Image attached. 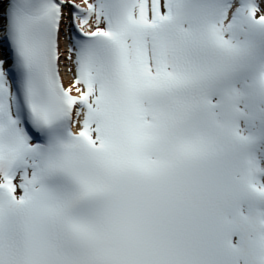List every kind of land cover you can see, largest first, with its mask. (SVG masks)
Returning a JSON list of instances; mask_svg holds the SVG:
<instances>
[{"label": "snow or ice", "instance_id": "6c2138e0", "mask_svg": "<svg viewBox=\"0 0 264 264\" xmlns=\"http://www.w3.org/2000/svg\"><path fill=\"white\" fill-rule=\"evenodd\" d=\"M0 264H264V0H0Z\"/></svg>", "mask_w": 264, "mask_h": 264}, {"label": "bare ground", "instance_id": "6f19581e", "mask_svg": "<svg viewBox=\"0 0 264 264\" xmlns=\"http://www.w3.org/2000/svg\"><path fill=\"white\" fill-rule=\"evenodd\" d=\"M66 82H67V78H66Z\"/></svg>", "mask_w": 264, "mask_h": 264}]
</instances>
